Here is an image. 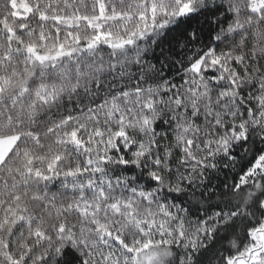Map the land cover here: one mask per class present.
<instances>
[{
  "label": "snow or ice",
  "instance_id": "snow-or-ice-1",
  "mask_svg": "<svg viewBox=\"0 0 264 264\" xmlns=\"http://www.w3.org/2000/svg\"><path fill=\"white\" fill-rule=\"evenodd\" d=\"M0 264H264V0H0Z\"/></svg>",
  "mask_w": 264,
  "mask_h": 264
}]
</instances>
